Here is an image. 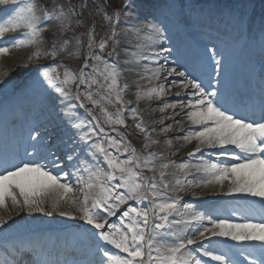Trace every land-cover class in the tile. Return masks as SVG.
<instances>
[{
  "label": "snow or ice",
  "instance_id": "1",
  "mask_svg": "<svg viewBox=\"0 0 264 264\" xmlns=\"http://www.w3.org/2000/svg\"><path fill=\"white\" fill-rule=\"evenodd\" d=\"M8 5L13 7H0L5 15L0 40L8 33L20 36L0 43V57L12 48L31 47L29 60L55 61L22 70L34 74L56 120L28 130L23 156L18 149L7 154L0 148V209L11 205L18 212L79 218L90 227L77 238V246L90 258L69 259L67 243L50 231L12 238L9 214L0 216V264H264V63L258 76L251 77L258 79V90L246 82L243 90L231 89L230 94L232 52L223 40L197 43L188 63H181L183 54L169 61L178 50L166 19L188 36L201 20L183 0L154 7L135 22L125 19L124 34L117 25L122 14L132 15L136 0H124L122 9L111 12L107 0H0V6ZM95 15L109 25L108 31L97 32ZM238 19L242 35L245 20ZM51 27L59 35L53 32L46 41ZM129 33L135 45L121 43ZM65 61L79 66L74 69ZM137 68L136 105L129 108L132 102L125 97L131 89L121 79ZM172 88L181 89L175 95L184 98L165 100ZM154 100L164 101L161 112L171 108L175 115L178 107L187 109L186 119L194 127L175 139L197 142L188 160L176 162L151 151L160 141L152 135L157 129L144 123L139 102ZM109 106L119 107L113 112ZM126 114L144 136L145 151L132 144L130 133L119 130L129 127ZM164 143L171 148L173 139ZM205 150H218L207 152L216 159H205ZM208 186H218L227 196L258 198L259 221L251 214L236 222L200 211L179 195ZM111 217L116 220L110 223Z\"/></svg>",
  "mask_w": 264,
  "mask_h": 264
},
{
  "label": "bare ground",
  "instance_id": "2",
  "mask_svg": "<svg viewBox=\"0 0 264 264\" xmlns=\"http://www.w3.org/2000/svg\"><path fill=\"white\" fill-rule=\"evenodd\" d=\"M150 1L151 0H146V2L143 5H141V6L139 5L135 9V11L132 13L131 17L128 18L127 20H129V22H135V20L138 16L142 18L144 15H146L147 13L152 11L153 7H152V5H151L152 3ZM21 3H23V0H21ZM156 5H157L156 7H159V6H161V3L157 2ZM0 7L11 8L13 6L8 5V6H0ZM137 9L139 10V12L136 11ZM255 16H256V13L254 12V14H252L251 17L248 19L249 25L254 24ZM3 18H5L4 13L0 12V20H2ZM162 18H165V17H162ZM166 22L169 23V28L173 34V42H174V44L178 50L176 54H174L172 57H169V61L177 59L180 54H183V58L181 59V63H188L190 61L192 53L194 51L195 44L207 41L208 39L206 37L211 39V37L208 36V34H211L210 31H206L200 26L197 29H195V28L192 29V35L188 36L185 33L178 31L173 26V24L171 23L170 17L168 19H166ZM201 30H203V32L206 34L200 33ZM20 31L22 32L23 30H20ZM125 31H126V29H124L121 32V34H124ZM19 36H20V32L8 33V34H6V36L3 40H0V43H3V44L10 43L8 37L18 38ZM211 40H214V39H211ZM192 41L195 44H193ZM121 43L122 44L131 43V45H135L137 43V40L133 34L129 33L127 39L122 40ZM169 46L171 47V45H169ZM227 49L232 52V59H233L234 55L237 54L236 48L232 47V48H227ZM32 50H33V48H31V47L12 48L9 55L4 56V57H0V77H1L0 79H5L4 80L5 83L0 84L2 87H5L7 89L9 84H12L15 82V79H13V78L17 75V73H19V71H22V68L23 69L28 68V67H31L33 64H35L34 62H30L31 60L28 59V56L30 55ZM146 51L149 55L152 52L151 49H147ZM249 51H250L249 46H245V49L243 51L245 56L242 57V59L240 58V60H239V62H240L239 65L242 67V76L239 74V71L235 70V76H234L233 80H234V82L238 81L237 83H238V85H240L241 90H243V87H244L240 82L242 80H243L244 84L246 82H248L251 84L252 88H255L258 90V88H259L258 79L256 81H251V77L253 74H257V76H258L261 64L264 63V61L259 62L260 63L259 64L256 60L253 59V57ZM124 55H125L124 52L121 51L120 56L122 59H123ZM141 63H144V61H141ZM139 70L140 69L137 68L133 72H126V74H127L126 80H127V83L129 84L130 89H131L129 91L128 97L130 96V98L134 101V103H135L134 106L136 105V97H135V93H133V92H134V89L136 88V84H134L133 81L138 79V77L135 75V72L139 71ZM180 70H184V69L180 68ZM169 79H171V78H169ZM141 84L144 87L150 86V85H147L146 82H141ZM5 88H3V89H5ZM177 91H182V90L177 89V88H172L170 94H168L165 97V100H167L168 102L175 103L177 100L183 99L184 98L183 94L181 97H177L175 95V93ZM230 93H231V90H230ZM56 95L57 94H53V96H56ZM163 102L164 101H160V100H154L152 102H148V101H140L139 102V108L141 109L140 115L143 117L145 124L149 127V129H151L152 127H155L157 129V132L152 133V135L154 138L159 140L160 143L152 146L151 150L154 149L153 152H162L164 154L165 158L175 160L176 162L186 161L189 159L188 153L192 152L195 149L197 142L192 141L191 143L185 144L184 141L177 140V139H175V137L183 136L189 129L193 128L194 126L191 125V122L186 119L187 109L181 110L178 107L175 110V112L178 114H175V115L173 114V109H171V108H168V109L164 110L163 112H161L159 109H160V107H162ZM57 103H58V101H57ZM19 105L24 106V108L26 110H29V113L32 116H34L35 118H38V120L41 121L40 125L41 124H48L49 121L55 122V120H56L55 112L51 111L50 108L47 106L46 101H45V96H42V98H40L38 100V104H37L38 106L37 107L35 105H33L32 100L25 99V98H20ZM0 111H2L1 107H0ZM80 111H81V114L83 115L84 114L83 110H80ZM1 115L2 114L0 112V121L2 120ZM162 117H163V119L165 117V119L163 120V124L157 123L158 121H160L162 119ZM168 117H171V118H168ZM178 120L182 121V123L181 124L175 123V121H178ZM168 125H172L171 133H166V132L161 133L159 131L162 128V126H168ZM181 128L183 129V131H181ZM51 130L52 129L49 128V131H51ZM42 131H43V129H42ZM169 138L173 139V145L171 148H169L164 143V141H166ZM173 151H176V155H170V153ZM208 151H218V150H205L204 158L215 160L216 157L207 155ZM199 155L200 154L197 153V157ZM192 162L195 163L196 161H192ZM168 171H174V170L172 168H170ZM83 175H85V177H86L87 173H83ZM72 183H73L74 188L79 187L78 185H76L74 179L72 180ZM198 189L199 188H195V190H196L195 191L194 189L190 188L186 192L179 193V195L183 197V201L194 202L196 206H199L198 209H201L202 211H209V207L216 208L218 210L216 214H218L220 216H227L224 212H222L223 205L234 204V201H237L239 204L246 205L249 207H251L250 205H252L251 202H253V201H255V203L259 204L258 198L244 197L242 199L240 195H236V196L224 195L218 186L200 187V189L199 190ZM226 189H227V185H225L224 191H226ZM194 191L197 193H195ZM191 197H194V199H192ZM245 201H248L249 203H245ZM14 211L16 213H18V214L20 213L22 215H25L27 213V212H18L16 209H13L11 207V205H9V209L7 211L0 209V216L7 217V215H9V214L13 215ZM31 214L35 217V219L38 220L40 213H30V215ZM115 220H116V217H112L109 220V222L111 223L112 221H115ZM27 227L28 226H26V228ZM26 228L21 227L20 229H24V232H26ZM40 229H43V228L41 227ZM32 230H34L33 227H31L27 233H30ZM44 231H47V229H44ZM12 232H15V231H10V234ZM67 232L68 231L60 232L62 235L55 233V235H58L60 237L61 241H64L67 243V245H68L67 250L68 251H70V249L72 250L70 252V255H71V253L73 254L75 247H73L74 244L71 243L72 242L71 238H66L63 236V234H65ZM16 233L18 235L24 234V233H18L17 231H16ZM229 243H234V242H229ZM205 259H208V258H205ZM213 264H215V262H213Z\"/></svg>",
  "mask_w": 264,
  "mask_h": 264
},
{
  "label": "rangeland",
  "instance_id": "3",
  "mask_svg": "<svg viewBox=\"0 0 264 264\" xmlns=\"http://www.w3.org/2000/svg\"><path fill=\"white\" fill-rule=\"evenodd\" d=\"M203 1H210L212 3V7L208 8L209 6H201V5L199 6V4L197 3L200 2V0H183V2L186 5L190 6L197 13L201 14V20L199 24L195 27V29H197L200 26L204 30L210 31L211 34L213 33V35L218 34L220 39L219 38H212V39L223 40L227 48L235 47L237 50L236 51L237 54L234 55L232 59V63H234L235 61H237V59L242 57L243 49L245 48L247 44L248 46L252 48H256V50L258 49L257 52L258 54L261 55V59H264V48H262V41H264V35H262V32H261L262 27H264V21L261 22L262 20H260L259 18L260 12H261V6L262 7L264 6V2L262 3V1L264 0H203ZM71 2L73 4H77L79 0H71ZM101 2H103V0H101ZM145 2L146 0H136V7L132 9V13L135 11V9L139 5L140 6L143 5ZM150 2L152 3L151 4L152 7L154 8L157 6L156 5L157 2L161 3L162 5L166 2H170V0H151ZM40 3H51V0H40ZM107 4L109 6L108 10L111 12L112 10L122 9L124 0H107ZM217 5H219L220 10H218V8L216 9ZM136 11L139 12L138 9ZM254 12L256 13L254 24L249 25L248 19L250 18L252 14H254ZM130 17L131 16L124 17L123 14L121 15V23L117 25V30L119 33H121L125 29L124 20ZM239 17H243L245 20V24L242 30V35H241V25L238 19ZM95 20L97 24L98 33L103 34L104 32L108 31L109 25L102 22L101 16L95 15ZM78 31H83V29H78ZM53 32H56L57 35H59V30L54 27H51L49 31L44 34L46 41L52 37ZM200 33L206 34L203 32V30H201ZM71 34L72 33L70 32L69 35ZM32 51H34V49ZM252 54L254 56V53ZM30 62H34L35 64H54L55 63V61L51 59H41L39 61L31 60ZM65 63H67L70 67L74 69L78 68L77 66H79L78 63L75 61H65ZM33 75L34 74H31V73L27 74L25 73V71L22 70V71H19V73H17V75L13 78L15 79V82L12 84H9L7 89L0 85V104L2 105L6 104L5 102H10L13 98H15L16 96H19L18 93L20 90H17V89H20L22 86L25 87L26 84L27 85L30 84V88H32L34 91L43 90L41 88L40 83L32 78ZM126 76L127 74L125 72L121 79L122 84L124 82H127ZM24 77L29 78L26 84L24 83L26 82ZM0 80L4 81L5 79H0ZM45 87H47V85H45ZM74 91H75V87H73V92ZM22 92L24 95H26L27 93L25 89H23ZM53 94H56V93L52 92V95ZM128 94L129 92L126 93L125 98L126 100L132 102L131 104L127 105V107L130 108L134 106L135 103L130 98V96L128 97ZM89 107H91V105H89ZM116 107H119V106H115V107L109 106V111L115 112ZM126 118H127V123L129 127L127 129L120 128L119 130L121 132L130 133V135H128V139L131 140L132 144L138 150L145 151L143 149L144 136L142 134H139L138 130L134 128V122L130 119V117H127V114H126ZM163 127H166V126H162V128ZM106 131H110V129L106 127ZM166 133H171V129L167 131ZM112 135H115V134H112ZM151 151H154V149H152ZM193 161H196V158H193ZM146 174L150 175V173H146ZM191 198L194 199V197H191ZM191 203H194V202H191ZM198 208L199 206H197V209ZM198 210H201V209H198ZM121 211H123V209H121ZM119 215L120 213L118 212L117 216ZM8 216L9 215H7V217ZM11 217L12 219L9 220V224H11L10 231H15V232H12L14 234L16 233V231L18 233H26L24 232V229H20L21 227L26 228V226H28L26 228L28 230L31 227H33L34 230L40 229L42 227L43 229H40V230L47 229L48 231H52L54 234L55 233L61 234L60 232L68 231L67 233L63 234V236L66 238H71L74 242L75 241L77 242V238L80 237L82 234L86 233V230L90 227L86 225L79 218H77L76 220H70L67 217L60 216L58 213H54L53 216H50V217L44 215L43 213H40V216L37 220L32 214L30 215V213H26L25 215H22L14 211V214L13 215L11 214ZM12 220H15L16 223L12 224Z\"/></svg>",
  "mask_w": 264,
  "mask_h": 264
}]
</instances>
